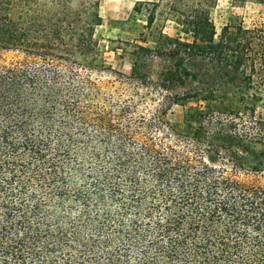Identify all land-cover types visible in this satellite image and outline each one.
<instances>
[{
	"label": "trees",
	"instance_id": "obj_1",
	"mask_svg": "<svg viewBox=\"0 0 264 264\" xmlns=\"http://www.w3.org/2000/svg\"><path fill=\"white\" fill-rule=\"evenodd\" d=\"M87 1L76 23L66 10L41 17L35 0H0V50L89 53L100 19ZM158 3L190 41L133 45L126 80L150 86L149 58L175 61L164 81L200 60L236 74L237 97L186 113L182 132L165 105L132 124L134 102L98 111L87 79L63 86L58 73L0 65V264H264V25L231 20L217 35L215 0ZM199 92L186 98L213 102Z\"/></svg>",
	"mask_w": 264,
	"mask_h": 264
},
{
	"label": "rangeland",
	"instance_id": "obj_2",
	"mask_svg": "<svg viewBox=\"0 0 264 264\" xmlns=\"http://www.w3.org/2000/svg\"><path fill=\"white\" fill-rule=\"evenodd\" d=\"M15 2V0H13ZM20 1V0H17ZM160 0H98V17L100 22L93 28L89 53L82 54L72 45L40 47L47 49L46 60L37 55L27 53L28 48L17 46L16 49L0 50V65L6 67H28L31 72L58 73L63 86L69 83L77 84L86 80L90 82L91 104L98 111H106L111 106L117 108L128 102H134V108L129 113L130 123L139 117L148 118L154 111L165 105L167 112L164 117L177 130L184 129L186 113L207 111L208 107L221 111L231 98H236V85L240 78L231 72L209 65L200 60L187 61L184 65L190 73L179 80L164 81L165 75L173 62L165 58L148 59L143 63L142 74L149 75V84L139 86L126 78L130 76L134 62L133 45L155 48L160 35L190 41L189 36L181 33L177 25L168 16L165 6ZM41 17L55 15L66 10L70 13V22L85 21L87 0H35ZM139 3H150L141 12H132L133 6ZM152 3H158L154 20L147 23L148 12ZM4 9V5H1ZM62 15L56 17L60 19ZM210 18L217 35L223 25L231 20L241 22L245 29L264 25V0H215L210 10ZM45 51V50H44ZM43 51V52H44ZM87 52V51H86ZM185 63V62H184ZM183 63V64H184ZM95 67L86 70L84 67ZM102 68H96L100 67ZM209 93L214 99L210 106L200 99L186 98ZM88 93L87 89L82 90ZM81 100L84 96H81ZM174 99L178 100L175 104ZM212 103V104H211ZM221 104V105H220ZM85 106L84 103H81ZM129 121H126L127 124ZM190 125L195 127L194 121ZM184 131L186 130V127ZM183 132V130H182Z\"/></svg>",
	"mask_w": 264,
	"mask_h": 264
}]
</instances>
